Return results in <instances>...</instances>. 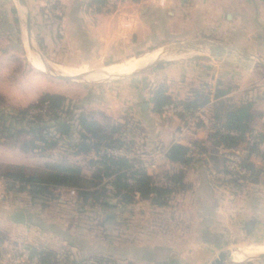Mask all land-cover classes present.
Returning <instances> with one entry per match:
<instances>
[{"label":"crops","instance_id":"0c3cea01","mask_svg":"<svg viewBox=\"0 0 264 264\" xmlns=\"http://www.w3.org/2000/svg\"><path fill=\"white\" fill-rule=\"evenodd\" d=\"M94 1L26 0L34 22V35L46 62L71 69L86 67L98 70L152 52L171 42L203 38L264 61L263 0L244 1L247 12L241 11L240 0L226 3L232 6V12L226 14L227 20L232 19V28L227 33L229 41L218 38L224 36V26L220 22L226 9L224 0L220 2L221 9L214 12L217 24L212 26L207 18L198 21L192 18V14L203 10L206 0H199L191 11L185 6L191 5L192 0H131L120 3L113 12H108V8L98 9ZM48 4L61 8L59 16L51 14L58 22L57 32L45 22L46 13L55 9H48ZM13 9L16 16L12 13ZM19 14L17 0H0V69L3 61L22 60L28 70L44 75L27 58ZM246 15L250 17L246 21L249 27L243 34L237 22L240 18L246 20ZM261 33L262 39L259 36ZM232 34L242 36L254 49L249 51L230 43ZM156 71L157 77L152 74L156 80L162 76L176 77L163 87L173 104L192 100L197 95L208 97V103L202 107L205 110L204 120L198 124L196 132L186 135L179 142L175 141V136L182 126L181 116L172 112L155 113L152 103L146 98L148 83L131 90L129 94L123 93L121 88L129 81L145 79L143 77L148 73ZM5 75L1 78L3 85H7ZM115 85L118 92L114 91L117 90L114 87L108 94L111 98L104 105L109 107L106 112L111 115L115 109L108 104L120 103L118 106L121 105L124 111L121 117L135 121L143 129L140 149L125 151L126 154L131 158L138 154L141 157L139 161L155 164V168L147 171L155 181L182 171L184 188L176 192L165 206L153 205L141 197L135 198L133 205H120L123 211L131 214L125 216L127 218L139 209H148L152 214L145 221L135 223L137 233L132 237L126 236L121 256L117 259L113 255V243L105 236L109 233L107 224L114 221V216H109L98 227L103 231L104 239L96 238L92 223L86 227L61 223L58 230L50 231V227L35 222L37 214L30 206H17L11 199L15 191L0 177V264H17L10 261V257H15L18 249L25 251L26 259L22 264L32 263L35 259L31 257L33 251L44 250L56 253L59 264H97V261L117 264V260L118 264H204L224 250V246L264 245V140L257 153L249 158L255 169L251 180L235 188L233 185L222 187L215 184L213 174L223 171L224 159L210 139L212 110L220 100L233 107L251 103L256 114L251 124L252 133L264 137V72L256 61L235 58L228 61L219 55L191 57L176 64L164 63L142 75L120 80ZM219 89L227 94L215 99ZM5 90H0V116L3 115V105L16 99L6 94ZM31 104L32 99L22 106L25 108ZM145 104L147 108L144 109ZM148 132L151 138H147ZM175 144L191 150L189 165L169 162L166 154ZM2 147L0 139V150ZM235 149L243 151L244 145ZM243 156L248 158L245 153ZM0 163L11 165L9 161ZM59 190L68 194L65 189ZM16 211L25 213L24 226L11 220ZM41 217H47L46 222L50 223L48 216L41 213ZM84 228L86 230L82 231ZM249 264H264V260Z\"/></svg>","mask_w":264,"mask_h":264},{"label":"rangeland","instance_id":"374dc122","mask_svg":"<svg viewBox=\"0 0 264 264\" xmlns=\"http://www.w3.org/2000/svg\"><path fill=\"white\" fill-rule=\"evenodd\" d=\"M198 1L199 0H192L191 5H186L185 8L190 9V11L193 10L192 8L195 7L194 5ZM224 1V7L227 10L224 9V15L220 18V22H222L224 26V36L218 38H224L225 41L226 39L227 41H229L230 36H228L227 33L232 28V19L227 20L226 14L232 12V6L231 4H226L227 2L230 3L231 0ZM240 1L241 11L247 12V6L244 2L246 0ZM205 2L206 5H203V10L198 14H192V18L196 21L202 18H207V20H211V23L209 22L210 25H216V15L214 12H216L218 9H221V0H206ZM46 6L48 9L51 8L50 4ZM115 9H113V11H115ZM235 9L236 8H234L233 10L235 11ZM51 12L46 13L47 15L45 14L47 16V18H45V22L51 30L53 29L57 32L58 29L56 24H58V22L54 20V17L51 16ZM188 17H190L189 14ZM248 19H250V17L247 18L246 15V20L240 18L239 22H237L241 29V33L243 34H246L249 27L246 22ZM37 27L39 28L40 26L38 25ZM232 35L233 36L231 37L230 43H232L233 45L243 47L249 51L254 49L253 46L244 41L245 39L239 34ZM259 36L262 39L263 33H261V35ZM181 42H171V44L168 43L166 46ZM183 61H185V59L182 58L171 62L173 64H176ZM91 70L97 69L93 68ZM5 72H7L6 75ZM152 74L155 75L158 74V72L156 71L150 74L148 73L146 77H143L145 79H136V81H129L125 87H123L122 85L121 88L124 89L123 93L125 92L129 94L131 90L142 87V85L146 82L148 83L146 89H149L147 90L148 92L146 93V98L147 100L149 99V102H151L153 92L158 88V86L164 87L167 84L169 85V82L176 78L174 76H162L160 77V80H156L155 77H157V75L153 77L154 75ZM4 75L7 79L6 80L4 78L7 82V85H3L1 83V78H3ZM118 82L119 81H112L108 83H102L100 85H92L88 83L72 81L65 82L57 80L49 74L41 75L33 70H28L27 64H23L22 60H14L13 62H11V60L9 59V61H3L2 69H0V90L8 89L5 90V93H9V96H13L18 102H15V100H13L14 102H11L10 104L9 102H6V104L3 105L4 111H2L3 113H1L3 114L1 115L3 117V123L0 124V130L2 131V129L4 128V133L0 136L3 145L2 149L0 150V162L9 161L11 165H7V163H0V170H6L9 167H22L26 175L38 176L46 173L48 169L47 166L49 167V165L53 166L66 163L80 167L83 175L87 176L88 178H91L93 175L97 174L100 167H98V164L96 163L101 160L105 151L103 144L99 145L100 143H97L95 144L96 146L94 145L95 147L90 146L83 152L77 153V144L81 142L80 135L78 133L79 128L77 126V115L81 111L88 115V118L96 120L101 126H103V128L107 129L108 132L111 131L112 128H119V126L121 125L122 127L119 130V134L115 138H119V136H121L125 144H127L128 146L130 145L132 150L138 151L142 144L141 141L143 140V133L141 132L143 131V129L141 130V126L137 125L135 121L132 122L129 118L125 119L121 117L124 111L123 109H121L123 108L121 107V105L118 106L120 103L114 102L112 104H108L115 108L111 115L106 112V110H109V107H104L107 100L111 98L108 96V94L110 93V91H112V88H117V90L114 91L118 92V87H116L115 85L118 84ZM157 82H159L160 84H158ZM45 93L62 95L68 100V109L66 110V113L63 115V119H61L60 122H53L51 121L52 119L50 117L43 116V123L40 122L38 123L40 125L35 126L33 124H29L27 121L20 122L14 119L15 114L19 110H21V108L24 109L22 105H25V103H28L31 99L32 103H34L42 94ZM8 105L12 106L9 107ZM146 125L148 124L146 123ZM30 126H33L36 131L30 133L28 131ZM64 126H69L70 131L68 134L60 136L57 131ZM147 138H151L150 132L147 133ZM31 142H35L36 150H32L31 147L33 146L30 144ZM23 149H26L27 151L25 152ZM140 158L141 157L137 154V157L135 156V158L133 159L141 160ZM12 189L15 192L13 194V198L11 197V199L15 203H17V206H30L31 209L33 211H36L37 214L35 222L39 225H44V227L45 225L50 227V231L55 232L56 230H58V226H62L61 223H66L68 225L70 224L71 226H75V224H81L85 227L89 226V223H92V226L95 229L94 233L96 238L104 239V237L106 236V239H109V241L113 243V246L115 247L113 255L117 259L121 256L120 250L123 247V240L126 238V236L132 237L137 233L135 223L145 221L152 214L148 209H139V211H135V213H132V217L127 218L125 216H131V214L123 211L121 206L117 204V200L112 197L100 198L99 202H110L114 205V207L112 208H104L100 205H92V201L91 203L86 205H76L74 204L76 196L72 197L66 192L59 189H50V195L47 196H33L30 193V187H28L26 191L23 192H19L17 187H14ZM174 194L175 193L171 194L168 202L171 200ZM115 205H117V207ZM41 213H43L45 216H48L47 220L50 223L47 224V217L42 218ZM109 216H114V221L111 224H107L109 225V233L104 236L103 231L99 230L98 227L100 226V224H103L105 221H107L109 219ZM84 230L86 229H82V231ZM238 247L239 246H224L223 249H235ZM219 249H222V247H220ZM15 252H17V255H15V257H10V261L13 260L14 263L22 264V262H24L26 259L24 257L25 251L23 249H18ZM59 254L63 253L60 252ZM18 255H20V258L18 257ZM117 262L119 263V260H117ZM96 263L99 264V261H97ZM100 263L108 264L105 262ZM112 264L116 263L112 262Z\"/></svg>","mask_w":264,"mask_h":264},{"label":"trees","instance_id":"16d2710c","mask_svg":"<svg viewBox=\"0 0 264 264\" xmlns=\"http://www.w3.org/2000/svg\"><path fill=\"white\" fill-rule=\"evenodd\" d=\"M93 4L98 9L107 8V0H95ZM55 7V5L51 6V8ZM113 9H107V11L112 12ZM12 13L16 16L15 9L12 10ZM14 23L16 25L18 23L16 17ZM226 94V91L219 89L216 91L214 98L219 99ZM67 102L68 100L66 97L62 95L45 93L27 108L19 110L15 114L14 119L20 122L27 121L29 124L35 126L40 125L38 124L40 122L43 123V116L50 117L53 122H60L68 109ZM151 102L155 113H161L165 105L173 103L171 98L166 95V91L162 86L158 87L153 92ZM207 103V96L197 95L194 99L177 103V105H182L186 109L196 110L204 107ZM255 118L256 114L253 112L251 103L233 107L220 100L214 105L212 110L211 123L213 131L211 132L210 139L214 142L216 147L220 144H224L227 148L235 149L244 145L245 149L247 136L252 133L251 124ZM2 123L3 117L1 116L0 124ZM77 126L81 139V142L77 144V153L83 152L86 148L90 146L93 147L97 143H100L99 145L103 144L105 151L111 148L123 149L124 151L132 150L130 145L128 146L125 144L121 136L115 138L119 134V130L122 127L121 125L119 128H112L111 131L108 132V130L103 128L96 120L88 118V115L81 111L77 115ZM222 130L235 131L239 135L233 137L223 133ZM28 131L32 133L36 130L33 126H30ZM69 131V126H64L57 132L60 136H63L68 134ZM3 133L4 128L2 131L0 130V136ZM263 140V136H255V143L247 149L248 158H245L243 161V166L249 171V175L240 180L233 181V187L237 188L243 186L251 180L255 173V169L249 162V158L251 155L257 153L258 147ZM30 144L33 146L31 147L32 150H36L35 142H31ZM23 150L25 152L27 151L26 149ZM105 151L101 160L96 163L98 167H100L98 173L91 178L83 175L80 167L66 163L53 166L49 165V167L47 166L48 169L46 173L38 176L26 175L22 167H9L6 170H0V177L6 181L7 185L10 184L12 188L15 187V183H18L20 185L18 188L19 192L26 191V189L30 187V193L33 196L50 195V189H73L76 191L74 204L86 205L92 201V205H100L104 208H112L114 205L110 202H99L100 198L112 197L117 200L118 205L129 206L135 203L136 194H139L142 200L149 201L153 205L165 206L171 194L184 188V174L182 171L175 175H166L164 177L175 184L172 190L158 188L154 186L155 180L144 170L140 169L134 171L130 160L127 158L108 157ZM188 152V148L175 144L168 150L166 157L169 162L173 164L185 166L189 165L192 161V158L187 157ZM224 169L225 162L223 170ZM31 257L37 260L36 264H59L57 254L52 251H33Z\"/></svg>","mask_w":264,"mask_h":264},{"label":"water","instance_id":"95a60500","mask_svg":"<svg viewBox=\"0 0 264 264\" xmlns=\"http://www.w3.org/2000/svg\"><path fill=\"white\" fill-rule=\"evenodd\" d=\"M20 12H21V23L20 28L22 32V40L25 52L27 54L28 60L31 62L32 66L35 67L37 70L41 71L44 74H49L53 78L65 81V82H82V83H88L92 85H100L102 83H108L112 81H120L127 78L136 77L139 75H142L150 70H152L155 67H158L159 65H162L164 63H168L174 60L178 59H186L191 57H197V56H214L216 55L223 56L226 60L230 61L232 58L238 59V60H252L256 61V64L263 70L264 72V61H262L257 56L250 55L246 52H242L240 50H237L231 46L217 43L215 41L211 40H191L186 42H181L169 46H164L162 48L156 49L154 51L159 52V60L152 65H150L148 68H145L135 74H132L130 76H120V77H114L111 79H106L102 81H91L88 79H85L86 76H80V77H71V76H63L59 73H57L51 66L47 64L45 61L42 52L39 48L37 39L34 35L33 30V20L31 17V13L28 9L26 0H17ZM34 46V47H33ZM36 50L39 59L44 67V69H39L35 66L34 62L32 61V53L33 50ZM152 51V52H154ZM186 57V58H185ZM143 108H147V104L143 106ZM11 220L14 222V224L19 226H24L26 224V215L22 211H16L12 214ZM250 245L247 246H239L238 248H226L220 252H218L216 255H214L212 258L207 260L204 264H249L257 261L264 260V254L260 255L255 258H250L246 260H241L240 258H234V254L239 251L247 248ZM264 246V245H263Z\"/></svg>","mask_w":264,"mask_h":264},{"label":"built area","instance_id":"2783aa9c","mask_svg":"<svg viewBox=\"0 0 264 264\" xmlns=\"http://www.w3.org/2000/svg\"><path fill=\"white\" fill-rule=\"evenodd\" d=\"M131 1V0H107V8L113 9L117 7L120 3ZM55 16H59L61 13V8L59 6H56L55 9L51 12ZM163 112H172L177 115H180L182 118V126L178 130L175 136V141L179 142L182 140L186 135L196 132L198 124L204 120V108H198L196 110L186 109L182 105L177 104H169L165 105L162 108ZM223 133L229 134L230 136L236 137L239 134L235 131H225L222 130ZM255 133H251L247 136V144L245 146V149L243 151L238 149H230L227 148L224 144H220L217 146V150L219 155H221L225 162V169L221 171L220 173L213 174L214 182L218 186L222 187H228V185H232V182L235 180H240L241 178L248 176L249 171L243 166L244 156L243 153L247 154V149L253 146L255 143ZM106 154L108 157L111 158H127L130 160V163L132 164V169L135 170H144L146 173L149 169L155 168V164L153 163H144L139 160H135L131 157H129L126 152L123 149H107ZM187 157H192V152L189 150L187 153ZM15 187L19 188V185L17 183L14 184ZM154 186L158 188L168 189L172 190L175 187V184L166 179L163 178L159 181L154 182ZM68 195L74 197L76 196V191L73 189L67 190ZM135 198L140 199L139 194L135 195ZM37 260H32L31 264H36Z\"/></svg>","mask_w":264,"mask_h":264},{"label":"bare ground","instance_id":"6f19581e","mask_svg":"<svg viewBox=\"0 0 264 264\" xmlns=\"http://www.w3.org/2000/svg\"><path fill=\"white\" fill-rule=\"evenodd\" d=\"M159 54L160 53L157 51L153 53L141 54L139 56L129 58L119 64H114L108 67L100 68L98 70H91L90 68H86V67L71 69L70 67L67 68V67L57 66L48 62L47 63L57 73L63 76H71V77L86 76L85 79L99 82L114 77L130 76L145 68H148L150 65H152L153 63L159 60ZM31 59H33L32 61L34 62L37 68L44 69L35 48L33 50ZM263 254H264L263 245H250L243 250L237 251L233 256L234 258H240L241 260H246V259L258 257Z\"/></svg>","mask_w":264,"mask_h":264}]
</instances>
